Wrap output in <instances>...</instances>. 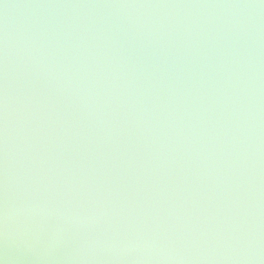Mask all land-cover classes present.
I'll use <instances>...</instances> for the list:
<instances>
[{"label": "water", "instance_id": "water-1", "mask_svg": "<svg viewBox=\"0 0 264 264\" xmlns=\"http://www.w3.org/2000/svg\"><path fill=\"white\" fill-rule=\"evenodd\" d=\"M0 264H264V0H0Z\"/></svg>", "mask_w": 264, "mask_h": 264}]
</instances>
